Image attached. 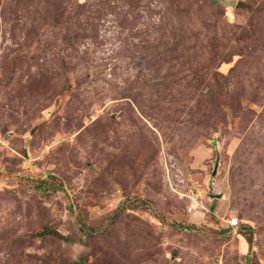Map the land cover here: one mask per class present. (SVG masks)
<instances>
[{
  "label": "rangeland",
  "instance_id": "obj_1",
  "mask_svg": "<svg viewBox=\"0 0 264 264\" xmlns=\"http://www.w3.org/2000/svg\"><path fill=\"white\" fill-rule=\"evenodd\" d=\"M0 264H264V0H0Z\"/></svg>",
  "mask_w": 264,
  "mask_h": 264
},
{
  "label": "water",
  "instance_id": "obj_2",
  "mask_svg": "<svg viewBox=\"0 0 264 264\" xmlns=\"http://www.w3.org/2000/svg\"><path fill=\"white\" fill-rule=\"evenodd\" d=\"M217 1L223 4L232 5V6L235 4V0H217Z\"/></svg>",
  "mask_w": 264,
  "mask_h": 264
},
{
  "label": "trees",
  "instance_id": "obj_3",
  "mask_svg": "<svg viewBox=\"0 0 264 264\" xmlns=\"http://www.w3.org/2000/svg\"><path fill=\"white\" fill-rule=\"evenodd\" d=\"M48 230H50V229H48ZM223 231H227V229L226 230H223Z\"/></svg>",
  "mask_w": 264,
  "mask_h": 264
}]
</instances>
